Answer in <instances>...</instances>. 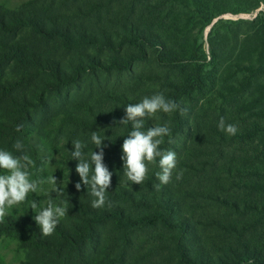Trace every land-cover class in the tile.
Returning a JSON list of instances; mask_svg holds the SVG:
<instances>
[{"label": "trees", "instance_id": "16d2710c", "mask_svg": "<svg viewBox=\"0 0 264 264\" xmlns=\"http://www.w3.org/2000/svg\"><path fill=\"white\" fill-rule=\"evenodd\" d=\"M37 1L38 8H24L19 16L0 11V31L27 29L57 41L71 61L58 66L11 49L0 65L13 60L37 67L58 87L100 73L127 81L108 92L109 109L92 115L81 107L90 120L74 113L59 118L73 129L98 127L108 137L103 144L113 167L111 207L88 211L72 226L63 217L54 230L57 242L25 217L4 219L0 236L29 231L36 248L77 253L91 264H264V0ZM228 13L255 17L223 19ZM156 93L188 110L184 116L158 112L146 121L145 131L170 122L171 135L160 147L177 154L172 181L159 190L158 159L148 164L142 184L123 178L122 144L132 127L118 123L127 104ZM26 103L18 104L13 133L30 143L35 133L28 129ZM221 117L238 124L235 135L218 129ZM95 147L86 145L84 152H99ZM28 155L34 161L32 178L43 179L48 163L43 168L38 149ZM77 163L68 159L64 170L74 173ZM179 170L184 175L177 181ZM75 185L66 181L62 193L51 190L46 196L90 195V188L81 184L77 191ZM106 224L117 236L107 247L95 248L96 229ZM139 232H146L148 246L134 256L128 241Z\"/></svg>", "mask_w": 264, "mask_h": 264}, {"label": "rangeland", "instance_id": "374dc122", "mask_svg": "<svg viewBox=\"0 0 264 264\" xmlns=\"http://www.w3.org/2000/svg\"><path fill=\"white\" fill-rule=\"evenodd\" d=\"M38 7L37 0H0V11L16 16H19L24 8ZM254 17L255 14L228 13L222 18L236 21L239 19L249 20ZM11 49L23 50L28 58L34 57L43 61L52 60L58 66L62 61L70 62L72 59V55L64 52L57 41L45 40L27 29L13 33L0 31V57L7 55ZM94 56L102 59L98 53H95ZM144 69L145 71L149 70L147 67ZM119 79L112 73H100L96 76H85L77 85L58 87L47 73L37 67L21 66L13 60L3 61L0 65V147L6 151L15 150L13 145L19 140L23 143L24 152L27 154L32 155L38 149L40 155L43 156V162H45L43 168L48 163V171L44 172L43 180L47 181L53 175L56 178L57 187L64 185L66 181L76 184L80 181L76 171L74 174L64 170V163L68 162V159L72 160L68 155L74 150L71 141L80 139L86 145L94 146L91 142V132L97 131L101 136L103 133L98 127L92 130L70 128L63 125L59 118L63 114L74 113L77 117L90 120L94 113L109 109L110 102L106 98L108 92L112 91L115 86L127 84V81H119ZM23 102H27L26 104L29 105L28 116L25 117L30 120L32 125L28 126V129L35 133L30 143L13 133L15 124L20 118L17 111L19 110L18 104ZM81 107L89 108L92 115L86 116L88 110L84 111ZM91 152L86 151L85 154L88 155ZM108 153V150H104V160L109 156ZM104 160V164L112 172V162ZM123 178L126 179L125 176ZM109 188H112V180ZM51 190L52 186L45 182L40 185L37 193H30L27 199L28 201L36 200L41 207H46L49 200L54 204L68 201L69 209L66 222L70 226L73 223L78 224L80 218L88 214V211H99L104 208H93L91 201L94 197L91 195H66L60 198L46 196ZM34 215L35 213L32 212L28 204L22 203L8 209V214L4 219L13 216L34 220ZM116 236L117 232L111 224L101 225L96 229V243L93 246L95 248L107 247L106 245L112 243ZM47 238L57 242L55 233ZM31 241L29 231H25L24 234L1 235L0 264H91V260L84 261L77 253L38 249L31 245ZM128 242L133 249L130 254L141 255L142 247L148 246L147 234L139 232L131 235ZM87 253L94 255L91 249Z\"/></svg>", "mask_w": 264, "mask_h": 264}, {"label": "clouds", "instance_id": "9594fccd", "mask_svg": "<svg viewBox=\"0 0 264 264\" xmlns=\"http://www.w3.org/2000/svg\"><path fill=\"white\" fill-rule=\"evenodd\" d=\"M179 111L181 116L187 114V108L181 107L174 100L168 99L163 93H156L151 96H144L138 103H129L125 107V117L118 123L121 125L131 124L132 130L125 136L122 144L121 160L123 162L124 176L131 184H142L148 174V164L155 163L158 159L160 171L156 176L160 184L156 185L159 190L160 185H167L172 181L173 170L177 166V154L175 151L162 150L164 137L171 135L170 122L162 125L148 127L145 131L146 121L153 118L158 112L170 114ZM220 131L229 135H235L238 130V124L226 123L221 117L217 125ZM23 125H18L16 130L19 132ZM108 139L105 135L102 137L97 131L91 132V142L100 149L99 152L92 151L87 156L84 152L86 144L80 139L72 142L73 151L71 159L78 161L75 171L80 177L76 183L77 191L81 189V184L87 189L90 188V195L94 197L91 206L96 209L111 207L107 192L111 185L113 173L109 171L104 164L103 141ZM20 155H14L10 151L0 150V223L4 221L8 214V209L14 206L27 203L34 215V221L38 225L42 236L48 237L54 233L60 220L68 214V201H61L54 204L48 201L46 207H41L36 200L28 201L30 193H37L40 185L45 182L52 186V191L56 193L63 192V186L57 187L56 178L52 175L47 179H33L31 168L34 167L32 158L24 152V145L17 140L13 145ZM184 171L179 170L175 179L180 181L183 178Z\"/></svg>", "mask_w": 264, "mask_h": 264}]
</instances>
